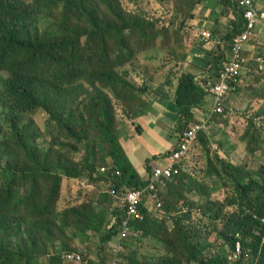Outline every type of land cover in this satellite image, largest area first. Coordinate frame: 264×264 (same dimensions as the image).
I'll return each mask as SVG.
<instances>
[{
	"label": "trees",
	"instance_id": "16d2710c",
	"mask_svg": "<svg viewBox=\"0 0 264 264\" xmlns=\"http://www.w3.org/2000/svg\"><path fill=\"white\" fill-rule=\"evenodd\" d=\"M238 1H216L221 9L217 19L230 18L225 31L214 22L210 33L220 43L204 41L202 28L191 30L204 46L213 45L203 61H196L207 70L206 78L197 81L193 74H182L172 98L162 85L151 92L173 102L179 134L199 122L193 111L208 96L203 86L224 70L235 38L245 29ZM261 1L255 0L256 6ZM194 18L190 10L188 19L167 36L179 42L172 74L188 59L185 37ZM150 25L154 26L147 18L125 10L122 0H0V264H66L60 254L55 255L57 243L48 249L50 243L63 238L66 242L59 244V251L73 253L75 241L87 243L93 234L104 250L118 235L125 213L115 206L108 189L142 190L153 176L141 178L119 140L121 131L129 130L148 106L144 99L151 94L150 87L133 83L121 69L133 66L138 56L151 50L145 43L156 39L157 44L166 32L156 22V32L147 33L153 31ZM156 51L165 53L171 63L168 56L173 49L162 45ZM240 81L232 94L242 91L245 76ZM117 107L122 112L120 121ZM36 111L48 116L54 132L44 148L38 135L21 126L22 115ZM217 118L228 117L216 115L212 120ZM199 143L208 158V132L199 134ZM214 160L216 165L210 162L208 173L212 182L222 180L231 190L225 202L194 190L184 173L188 159L182 161L178 175L165 181V186L156 185L160 209L157 203H147L149 195H144L140 207L144 219L133 223L141 235L125 243L120 264H142L136 248L147 241L156 247V256L143 264H250L244 257L248 249L256 264H264V165L254 172L218 153ZM100 165L106 173L98 171ZM63 178L102 182L108 189L92 201L59 211ZM202 198L207 199L201 204ZM193 216L209 224L192 223ZM233 238L242 250L235 260L228 258V252L235 251ZM101 257L87 261L83 256L86 264H111V253Z\"/></svg>",
	"mask_w": 264,
	"mask_h": 264
},
{
	"label": "rangeland",
	"instance_id": "374dc122",
	"mask_svg": "<svg viewBox=\"0 0 264 264\" xmlns=\"http://www.w3.org/2000/svg\"><path fill=\"white\" fill-rule=\"evenodd\" d=\"M23 1L30 2L31 0ZM195 2L200 3L191 9ZM202 2L203 0H138L135 3H129L126 0H122V5L125 10L140 17L143 16L147 18L151 24H154V26L150 25L153 31H148L147 33L156 32V22L157 28H163L166 32L157 40V44L156 39L152 44L151 42H146L145 38L141 39V41L146 42L145 47L151 48V50L138 56L133 66H125L121 69V72L138 86H146L148 88L151 85H161L166 78L169 77L168 73L171 74L170 71L174 69L173 64L176 63V54L179 44L175 36L170 39H168L167 36L170 31L177 30L184 19H188L190 10H192V12L194 11L195 14V11L202 5ZM227 18V16H222L219 20L216 17L212 19H214V21L217 20L220 24L221 22L227 24L226 22L229 23L230 21V18ZM259 26L257 36L249 45L252 44L255 49L252 58L257 59V55H260L262 64H264V22L260 23ZM217 28H219L218 24ZM162 45H166L173 49V53L168 56L171 58V63H169L165 53L156 51V48ZM187 63L188 61L183 63V65ZM197 64V66L201 68L200 63ZM262 64L256 63L254 66H251V68L254 69V72L251 74H248L246 70L242 71V76H245V82L241 88L242 91L239 94L230 95L231 99L229 103L232 107L236 108L235 114L226 119L217 118L215 121H210L209 130L207 131L209 137V157L207 158L205 149H203L199 143L195 146L188 158L187 167H185L186 169L184 172L188 176L187 181L190 182V180H192V188L208 194L213 201L225 202V198L231 194V190L226 187L224 181L217 180L216 182H212L210 179L208 170L211 164L216 165L214 160L216 153H218L221 158L230 161L233 165L244 167L250 171L255 172L260 166L264 165V70L260 71L263 67ZM247 67L248 65L245 66V68ZM177 84L178 82L176 81L175 86ZM149 96L154 97V95L151 94H149ZM116 112H118L117 118L120 121L122 117L121 109L117 107ZM208 112H210V109H206L201 117L205 118L204 116ZM127 121L128 120L125 118V122ZM250 121H252L253 124L249 123ZM3 124L5 125L4 121ZM21 126L29 130L30 133L35 134V136L38 135V144L41 147L37 145L40 148L47 146L46 142L51 140L52 133H54L49 126L48 116L41 111L23 114ZM101 167L102 165H100V167L98 166V171ZM74 181L76 180L62 179L60 188L61 194L57 203L59 211L78 206L84 202L92 201L95 196H98L99 192L107 190H92L86 186L84 181L80 180L78 184ZM89 193H91V195ZM186 196L190 199L194 198L193 194H186ZM206 199L207 198L200 199V203L202 204ZM229 209L234 211V208ZM153 212L156 214V207H154ZM166 218H169V216ZM201 221H203L204 224H209L203 219H198L195 216L191 218L192 223H200ZM109 222L110 220L108 219V224ZM78 235L81 239H84L82 235ZM235 235L239 236V234ZM90 238L91 240L87 243L75 241L73 244L75 248L73 253L84 256L85 259L87 258V261H96L100 259L99 254H101V258H107L108 254H110L109 243L103 250L100 248L101 245L99 244L97 235L90 234ZM62 241L66 242L63 238H60L59 241L48 245L49 249L53 248L54 244L57 243L54 248L56 250V256L60 254L62 257L63 254L66 253L58 249ZM136 252L141 259L140 261L144 263L147 259L156 256V247H154L151 241H147L140 244L139 247L136 248ZM228 254V258L233 259L232 253L228 252ZM42 260L46 261L47 258L45 257Z\"/></svg>",
	"mask_w": 264,
	"mask_h": 264
},
{
	"label": "built area",
	"instance_id": "2783aa9c",
	"mask_svg": "<svg viewBox=\"0 0 264 264\" xmlns=\"http://www.w3.org/2000/svg\"><path fill=\"white\" fill-rule=\"evenodd\" d=\"M238 4L243 10V19L245 20L244 31L235 38L232 48V54L229 61L226 63L224 70L215 80H209L203 86L208 96H211L213 107L208 115V118H202L199 122H192L187 130L178 136L176 148L171 152L165 165L154 166L153 176L151 181L142 190H129L115 188L108 189V193L115 199V206L120 208L125 216L120 223L118 235L112 242L109 243L110 253L112 255L111 264H120L119 255L124 252L125 243L128 240H136L140 235V231L133 227L134 222H141L144 219V214L140 210L144 195L148 194V202L151 205H156L161 208V203L158 201L157 184L165 186V181L170 180L173 176L179 174V164L189 158L198 143V136L209 130V123L216 115H225L232 117L235 114L234 108L229 103L227 98L235 92V87L241 84L239 81L242 71L247 66V59L243 56L244 47L254 39L257 26L264 21V5L256 6L255 0H239ZM200 36L204 41H212V34L206 30L200 32ZM255 64L260 63L261 59H255ZM246 72H250L246 68ZM101 173H106L107 168H101ZM119 172L115 175L119 176ZM156 207V206H155ZM239 239L235 235V240ZM240 243L236 242L235 251L232 252V258L235 260L236 255L241 254ZM244 257L249 260L250 264H256L249 255V250L244 254ZM66 264H86L82 255L77 253H65L62 256Z\"/></svg>",
	"mask_w": 264,
	"mask_h": 264
},
{
	"label": "crops",
	"instance_id": "0c3cea01",
	"mask_svg": "<svg viewBox=\"0 0 264 264\" xmlns=\"http://www.w3.org/2000/svg\"><path fill=\"white\" fill-rule=\"evenodd\" d=\"M216 1L217 0H203L202 5L195 11V18L188 23L190 29L188 31L187 37H185V42L187 45H189L187 59L188 63L186 64L187 66L183 64L180 65V67L175 68L173 74L171 73L172 71H170L171 74L168 73L169 77H167L166 80L161 84L166 90L169 91L170 98H172V95L176 89L175 82H178V79L182 74H193L196 76L197 81L206 78L207 70L204 69V71L201 69L203 68V65L201 64V68H196L195 66L198 65L196 61H203L205 59V55L213 51V45L212 47L211 45L204 46L201 43V39H199L195 33H192L191 30L195 26L196 28H202L209 32L214 31V22L216 21H214L212 18H218L221 11ZM263 3L264 2L261 1L260 4L258 3V6L261 7ZM226 23L227 24H223L222 22L221 24L219 23V27L222 29L221 31H225L227 29L228 22ZM260 26L258 25L256 29L255 37L257 36V31ZM218 40L219 37L213 36L211 44L215 45L216 42L220 43V40ZM254 51L255 49L252 44L244 47V57L247 59V65L250 68L251 66H254L256 62L255 59L252 58ZM258 56L260 58V55H257V58ZM260 63L262 64V61H260ZM262 65L263 68H261L260 71L264 70V64ZM161 85H151L150 93L155 92L156 88L160 87ZM148 98L144 99L148 105L146 110H144L139 118L134 120V125H130L129 130H124L123 132L121 131L119 139L120 144L131 164L134 166V169L144 180L147 179L146 177L152 175L154 166L165 165L167 163L171 151L177 145L179 136V133H177L178 113L173 106V102L170 100H162L160 96L157 95L154 97L149 96ZM212 107V98L211 96H207L204 105L201 108L194 109L193 113L195 119H202L203 117L201 116L203 115L204 111L206 109H210L211 111ZM209 114L210 112L206 113L204 117L208 118ZM137 126L140 128L139 132L136 130ZM148 168L150 171H148ZM82 181H85L87 183L86 186L92 190L96 189L97 191L100 189H108V186L102 182H91L86 180ZM74 182L78 184L79 181Z\"/></svg>",
	"mask_w": 264,
	"mask_h": 264
}]
</instances>
